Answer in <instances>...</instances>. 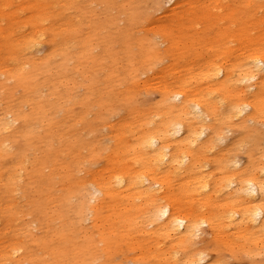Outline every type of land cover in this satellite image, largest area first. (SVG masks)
<instances>
[{
	"label": "rangeland",
	"instance_id": "1",
	"mask_svg": "<svg viewBox=\"0 0 264 264\" xmlns=\"http://www.w3.org/2000/svg\"><path fill=\"white\" fill-rule=\"evenodd\" d=\"M256 53L264 0H0V264H180L137 233L138 208L93 199L91 182L131 169V145L175 115L166 90L203 96L212 79L186 83L208 62L237 78ZM217 94L226 103L209 123L218 118L224 140L206 152V170L219 158L264 163V113L248 131L252 107L234 117L238 98ZM118 152L121 167L110 159ZM202 229L177 256L264 264L263 247L220 244Z\"/></svg>",
	"mask_w": 264,
	"mask_h": 264
},
{
	"label": "bare ground",
	"instance_id": "2",
	"mask_svg": "<svg viewBox=\"0 0 264 264\" xmlns=\"http://www.w3.org/2000/svg\"><path fill=\"white\" fill-rule=\"evenodd\" d=\"M217 63L208 62L206 69L197 73L199 79L186 83L190 86L200 79H212L214 82L209 84L212 88L205 95L197 96L179 86L166 90L163 105L175 115L162 118L160 127L150 129L137 144L131 145L126 157L133 166L126 175L114 172L103 180L91 182L93 199L101 194L110 199L117 196L120 210L139 209L137 233L144 236L147 245L157 249L159 260L201 264L204 257L181 259L177 253L188 255L204 225L220 244L244 251L250 246L264 248V163L251 162L239 168L236 161L232 162L234 171H231L230 160L219 158L214 171L206 170L211 165L206 152L224 140L216 122L218 118L212 126L209 123L214 109L226 103L225 96L217 93L234 94L233 98H238L230 102L228 109L234 117L252 107V113L242 121L248 131L253 128L247 122L258 121L256 117L264 113V54H254L237 78L230 68ZM250 137L256 143L259 140L255 135H245ZM110 159L119 167V163L125 162L120 152ZM20 248L16 244L13 255ZM0 254L7 256L5 252Z\"/></svg>",
	"mask_w": 264,
	"mask_h": 264
}]
</instances>
